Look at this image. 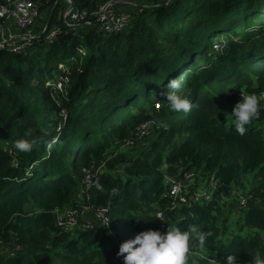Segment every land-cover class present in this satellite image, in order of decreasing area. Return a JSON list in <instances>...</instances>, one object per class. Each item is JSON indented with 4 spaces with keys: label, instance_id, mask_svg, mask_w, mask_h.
<instances>
[{
    "label": "trees",
    "instance_id": "obj_1",
    "mask_svg": "<svg viewBox=\"0 0 264 264\" xmlns=\"http://www.w3.org/2000/svg\"><path fill=\"white\" fill-rule=\"evenodd\" d=\"M43 3L31 27L34 45L0 51V264H123L122 242L160 230L154 213L143 211L148 204L193 226L189 248L192 237L199 242L200 232H210L205 246L224 264L228 255L237 264L264 258V130L257 128L264 113L243 136L231 116L239 90L264 92V0H72L74 10L88 13L123 7L128 23L115 33L99 32L95 22L67 27L70 4ZM53 28L59 33L49 39ZM64 66L70 74L61 93L55 84ZM172 79L193 105L187 113L164 106ZM145 123L153 124L150 148L120 157L121 172L103 173L101 188L82 203L109 208L114 230L124 224L123 232L114 240L99 227L62 233L53 212L81 208L87 171ZM21 138L33 142L30 152L15 149ZM179 168L215 174L227 195L252 175L241 222L250 234L223 239L216 201L170 212L163 180Z\"/></svg>",
    "mask_w": 264,
    "mask_h": 264
},
{
    "label": "built area",
    "instance_id": "obj_2",
    "mask_svg": "<svg viewBox=\"0 0 264 264\" xmlns=\"http://www.w3.org/2000/svg\"><path fill=\"white\" fill-rule=\"evenodd\" d=\"M51 0H46V3ZM72 5V0H66ZM113 3H109L106 6L100 8L99 11L88 13L87 11L68 9L63 14V23L67 27H76L78 25H92L94 22L97 24V29L101 33H115L125 29L128 23V16L123 13H116L113 10ZM44 7L43 0H6L0 4V51L21 52L34 45L35 36L31 33V27L34 26L42 8ZM4 22H11L15 28L20 32L13 38L6 39L4 36L5 30L2 24ZM47 29H45L46 32ZM59 31L57 29L50 32L49 39H53L57 36ZM64 76L55 84V89L61 93L65 92V88L69 83V69L64 66ZM241 92L246 93L245 90H239L238 97H241ZM261 105H264V92L256 95ZM261 113H264V108L261 109ZM152 123H145L140 125L134 134L125 141L126 145L134 144V140L143 139L151 135ZM123 143V142H122ZM83 187V198L78 197V204L83 205L81 208H65L63 210H55L53 212L57 228L65 234H71L75 231H85L93 229L94 226L87 224L84 221V216L87 213H93L96 220L104 225L109 222L108 226L112 224V220L109 217V208L96 207L92 204H82L85 200L91 202V191L101 188V173L99 175L86 173L81 181ZM163 185L165 187V193L162 195L169 203L168 207L170 212L175 210L192 207V206H209L212 202H217L222 208L224 204L229 201V196L234 197L238 206V211H244L249 201L252 199V186L246 187L243 185L241 190H234L230 194L219 193L221 182L215 174L204 176L198 172L192 170L180 169L178 174L170 176L165 174ZM158 209V208H157ZM227 213H230L229 211ZM233 217V213L231 214ZM154 216L161 221L160 231L165 232L167 228L172 226L168 220L167 215L160 209L154 213ZM179 224L177 225L181 231H188L191 236L193 230L192 225L185 227L182 222V218H178ZM198 238V235L196 236ZM192 248H189L188 256L193 258L194 262L202 260L207 264H224L221 259L218 258L217 252L213 248L207 246H201L199 242H195V238L192 237ZM197 243V244H195ZM195 244V246H194ZM17 251L23 250L18 246ZM257 260L264 261V258ZM252 264H256V261Z\"/></svg>",
    "mask_w": 264,
    "mask_h": 264
},
{
    "label": "clouds",
    "instance_id": "obj_3",
    "mask_svg": "<svg viewBox=\"0 0 264 264\" xmlns=\"http://www.w3.org/2000/svg\"><path fill=\"white\" fill-rule=\"evenodd\" d=\"M181 87L179 79H172L167 84V88L171 91L164 94V106L173 112L187 113L193 105L187 97L182 95ZM241 97V100L235 104L231 116L234 118L235 131L243 136L248 131V127L260 118L264 105L260 104L255 94L241 92ZM14 147L19 152L27 153L32 150L33 142L24 138L17 139L14 142ZM108 224L109 222L104 226L107 227ZM210 236V232L199 233L198 240L202 247ZM189 240L190 233L181 231L178 226L168 227L165 232L148 229L140 231L134 238L122 242L119 245L117 256L122 257L123 264H187ZM225 264H237V258L228 255ZM256 264H264V261L256 260Z\"/></svg>",
    "mask_w": 264,
    "mask_h": 264
},
{
    "label": "rangeland",
    "instance_id": "obj_4",
    "mask_svg": "<svg viewBox=\"0 0 264 264\" xmlns=\"http://www.w3.org/2000/svg\"><path fill=\"white\" fill-rule=\"evenodd\" d=\"M123 9L124 8L122 7L120 9H115V10L117 11V13H123V11L125 12V10H123ZM45 10H46V7L42 11V14L44 13ZM44 17H45V14H43V18ZM45 19H46V17H45ZM4 27H6V25H4ZM53 30H55V29L53 28ZM49 35H50V33H49ZM4 36L6 39L11 38L6 33H4ZM229 122H231V120H228V123ZM152 128H153V124H152ZM152 128H151V135L149 137L134 140V144H132V145H126L124 142L116 144L113 147V149L108 153V156L102 162H99L98 164H94L90 168V170L87 171V173L90 172L92 174H97V175H99L101 173V175H102L103 173L112 172L113 174H116V175L119 174V172H121V171H120L119 167H116V165H117L116 161L119 160L120 157H125L127 159H134L139 154H141L142 152H144L150 148V145L152 142V140H151ZM257 128H258V130H264V127H262V126H258ZM111 166L115 167V169L112 170L113 167H111ZM179 170H180V168H179ZM243 185L246 187L253 186V176L252 175L244 176L243 180H242V186L235 188V190L236 191L241 190ZM81 187H82V185H81ZM79 194L83 198V196H84L83 187L81 188V191ZM77 201H78V197H77ZM144 208L145 209L143 211L146 215H152L153 213L157 212V210H158L157 207H154V204H148ZM237 209H238V206L236 204L235 198L229 196V201L226 204H224V207L222 209L223 210V213L221 215V221L222 222L220 223L222 231H225V233L223 235V239H225L226 241L229 240L230 234H240L243 237H246L248 234H250V231L247 229H245L243 231L241 230L242 226L244 224V223H241V222H243V219H244V211H242V210L238 211ZM228 211L231 214L233 213V217H231L230 213H227ZM90 216H92L96 221V218L94 217L93 213H87L84 216V221L87 222V224L89 223L88 218ZM178 218H169L170 224L172 226H177L179 224ZM89 224H91V225L97 224L99 227H101V229H100L101 234L106 236L107 238H109L111 240H114L115 238H117L118 233L119 234L122 233L123 230L125 229L124 224H120L118 226L117 231L114 230L113 224H110L109 227H105L104 225H102L101 222H98V221H96V224H94V222L89 223ZM109 232H111V234H109ZM76 234H77V231H75L73 233V236ZM191 261H194L193 258L188 256L187 263H190Z\"/></svg>",
    "mask_w": 264,
    "mask_h": 264
},
{
    "label": "crops",
    "instance_id": "obj_5",
    "mask_svg": "<svg viewBox=\"0 0 264 264\" xmlns=\"http://www.w3.org/2000/svg\"><path fill=\"white\" fill-rule=\"evenodd\" d=\"M4 25H6V27H4ZM2 26H3V29L5 30V33L9 36V37H11V38H13L14 36H16V35H18L20 32L15 28V26L13 25V23H11V22H4L3 24H2ZM6 28V29H5ZM10 38V39H11ZM96 221H98V220H96ZM96 221H95V219L92 217V216H90L89 218H88V222L89 223H93L94 222V224H96ZM99 222V221H98ZM94 227H99L97 224L96 225H93ZM100 229H101V227H99Z\"/></svg>",
    "mask_w": 264,
    "mask_h": 264
},
{
    "label": "water",
    "instance_id": "obj_6",
    "mask_svg": "<svg viewBox=\"0 0 264 264\" xmlns=\"http://www.w3.org/2000/svg\"><path fill=\"white\" fill-rule=\"evenodd\" d=\"M74 7L73 6H71V8L70 9H73ZM54 11V10H53ZM53 11H52V13H51V15H50V17H49V20H48V24H47V27L49 26V23H50V21H51V18H52V15H53ZM46 27V28H47Z\"/></svg>",
    "mask_w": 264,
    "mask_h": 264
},
{
    "label": "bare ground",
    "instance_id": "obj_7",
    "mask_svg": "<svg viewBox=\"0 0 264 264\" xmlns=\"http://www.w3.org/2000/svg\"><path fill=\"white\" fill-rule=\"evenodd\" d=\"M79 206V205H78ZM77 208V207H76Z\"/></svg>",
    "mask_w": 264,
    "mask_h": 264
}]
</instances>
